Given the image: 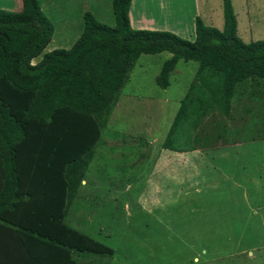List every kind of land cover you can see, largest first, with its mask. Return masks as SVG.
I'll return each mask as SVG.
<instances>
[{
	"label": "trees",
	"instance_id": "trees-1",
	"mask_svg": "<svg viewBox=\"0 0 264 264\" xmlns=\"http://www.w3.org/2000/svg\"><path fill=\"white\" fill-rule=\"evenodd\" d=\"M22 2L18 13L0 9V264H80L82 255L112 256L111 247L66 218L137 60L172 55L156 79L162 89L181 60L199 63L163 143L186 154L238 137L228 119L245 95L260 100L264 41L240 38L232 0L222 2V29L196 18L192 41L134 29L133 0H114L115 28L87 13L71 49L53 50L33 64L55 27L38 0Z\"/></svg>",
	"mask_w": 264,
	"mask_h": 264
},
{
	"label": "rangeland",
	"instance_id": "rangeland-1",
	"mask_svg": "<svg viewBox=\"0 0 264 264\" xmlns=\"http://www.w3.org/2000/svg\"><path fill=\"white\" fill-rule=\"evenodd\" d=\"M38 1L55 27L42 59L53 50L72 48L84 22L55 12L47 0ZM112 1L108 10V1L101 0L96 18L115 28ZM222 2L172 1L185 6L184 39H195L197 17L222 29ZM232 2L240 38L264 41V0ZM0 4L12 7L10 0ZM171 57L165 52L137 60L90 164L89 185L69 209V226L114 251L112 256H79L80 264H264V90H258L259 101L245 95L235 104L228 125L238 137L216 143L215 149L177 155L163 143L199 63L181 60L170 87L162 89L156 79ZM210 121L203 130L209 131ZM85 196L91 197L89 208Z\"/></svg>",
	"mask_w": 264,
	"mask_h": 264
},
{
	"label": "crops",
	"instance_id": "crops-1",
	"mask_svg": "<svg viewBox=\"0 0 264 264\" xmlns=\"http://www.w3.org/2000/svg\"><path fill=\"white\" fill-rule=\"evenodd\" d=\"M107 1L109 3L110 0H107ZM113 1H112V7H113ZM172 1L174 0H133L131 9H130V19H131L132 27L137 30H156V31H168V32L171 31L172 33H175L178 36L185 38V31L188 29V28L185 29V22H184L185 6H181L178 4L171 5L170 3ZM47 2L51 4V7L55 12H63L65 16L71 17L69 18L70 20H72L73 17L75 16L80 17L81 19L80 23L82 24L81 22L82 20L84 22V29H85V20H84L85 14L91 13L96 18L97 11L102 10L101 0H47ZM11 3H12V7L6 8V9H4L3 6L0 4V9L2 10L8 9L7 11H10V12L12 11L21 12L22 11L23 2H21L20 0H10V4ZM42 10H43V7H42ZM108 10H110V3L108 4ZM172 22L174 23V30H171ZM41 60L42 59L37 58L33 61V64H36ZM144 148H146L145 145L143 146L142 150ZM88 185L89 184L85 177V181L83 182V185L81 188H86ZM84 200L87 202L86 204L88 205V208H89L90 207L89 202L91 200V197L85 196ZM90 213L92 216V212H89V214ZM81 232H84V231H81Z\"/></svg>",
	"mask_w": 264,
	"mask_h": 264
}]
</instances>
